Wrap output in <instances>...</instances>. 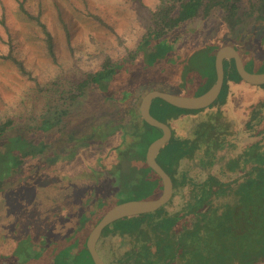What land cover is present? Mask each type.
I'll use <instances>...</instances> for the list:
<instances>
[{"label":"trees","instance_id":"16d2710c","mask_svg":"<svg viewBox=\"0 0 264 264\" xmlns=\"http://www.w3.org/2000/svg\"><path fill=\"white\" fill-rule=\"evenodd\" d=\"M20 8L38 23L44 35L46 49L56 61L53 37L45 23L40 20L39 14H33L22 3ZM217 11L224 12L225 18L230 20L231 24L244 19L264 20V0H158L150 8L144 30L133 49H126L122 56L116 58L104 56L95 70L85 72L78 81L70 82L72 90L75 91L69 98L73 104L87 91L96 89L104 101L119 105L115 111L116 116L111 120L113 127L111 134L119 131L122 142L115 147L118 153L117 162L113 164L108 178L111 181L109 184L112 183L108 187L111 191L110 196L99 189L97 184L64 191L60 197L52 199L56 204L55 212L51 208L46 215L48 218L44 216L43 232L39 234L35 231V223L29 225L24 222L25 224L21 223L18 226L29 229L27 233L29 236L17 237L16 234L13 239L10 238L8 242L14 249L8 254L0 253V264H76L81 254L93 264L85 242L90 230L101 217L114 205L136 199L135 194L139 192L155 190L159 197L162 182L146 164L145 152L148 145L162 132L145 123L140 117L137 103L130 100L135 90L142 87L141 91L146 94L155 89L156 84L159 86L162 84V91L189 96V89L199 86L200 81L205 79L207 87L200 93L202 94L216 79L214 68L216 51L226 45L237 50L248 71L260 72L264 67L262 52L264 34L261 38L255 37L256 42H246L247 39L244 40L240 34L228 42L229 44L220 43L208 50L206 44L189 51L174 49L173 46L182 36L185 25L196 19L205 20ZM89 14L108 28L119 42L122 41L116 30L99 15ZM62 23L71 51L70 33L66 23L63 21ZM257 32L254 31V34L260 35ZM0 57L10 60L22 73L29 74L23 60L13 54L11 47L7 54ZM223 69L224 81L221 92L217 100L206 109H180L159 98L152 102L150 114L166 123L172 132L171 140L156 156V161L173 183V194L168 205L178 197V201L185 205V209L170 213L163 207L153 213L124 218L107 226L99 241L104 239V235L111 228L121 235L135 236L145 229L153 233L151 236L145 234V243L114 259L115 263L171 264L177 259L183 262L182 255H188L189 264H235L239 256L247 259L246 261L264 257V151H259V145L253 143L236 157L224 160L218 153L229 148V140L223 136L224 132L211 130L212 119L215 116L219 119L220 113L211 112L207 119L204 114L205 110L211 109L214 105L216 107L226 105L231 95V84L243 83L256 88H264V85L252 86L241 80L232 59L224 60ZM73 106L78 108L81 105L75 103ZM45 114L46 116H38L34 124L14 123L10 116L0 120V197L3 196L7 202L8 210L12 208L11 189L17 192L16 207L19 210L21 207L30 206L35 211L31 203L34 202L38 190L41 189V193L48 196L46 189L50 186L45 184L55 182L53 177L56 175L40 178L28 174L23 167L24 161L48 150L49 137L45 128L50 118L47 113ZM68 114L69 110L63 109L62 116L57 117L55 123L63 128L65 124L61 119ZM182 117H193L191 120H195L194 123L198 125L199 130H196L193 139L177 136L175 129L171 127L172 125L176 127V123L181 125ZM246 124L243 131L253 130L255 134L254 127L257 123L247 121ZM200 127L203 131L206 129L208 131L202 133ZM18 129L21 130L19 135ZM217 133L220 136H217ZM258 133L260 132L256 134ZM202 145L207 150V157H201L196 165L190 163L180 168L179 162L202 150ZM219 159L223 162V170L231 174L241 173L243 163L247 160L251 164L247 179L243 178L242 174L241 180L232 189L228 181L224 182L215 176L217 171L211 173L212 166L216 165ZM21 176L27 177L17 181ZM232 192L237 197L236 204L226 200L231 197L229 193ZM203 206L206 209L201 212ZM187 209L194 218L190 228L192 231L180 234L184 236L182 240L184 242H181L178 240L180 236L175 235L173 228L179 219L186 215ZM226 215L232 219L231 223H234L235 227L233 226L231 233L219 234L222 225L226 223ZM243 231L247 234H242ZM18 232L21 231L18 229ZM208 236L211 239L205 244L203 239H207ZM188 239L191 243L187 242ZM154 245L157 247L156 251L153 249ZM205 250L208 252L204 253Z\"/></svg>","mask_w":264,"mask_h":264},{"label":"rangeland","instance_id":"374dc122","mask_svg":"<svg viewBox=\"0 0 264 264\" xmlns=\"http://www.w3.org/2000/svg\"><path fill=\"white\" fill-rule=\"evenodd\" d=\"M157 1L0 0V56L7 54L11 47L13 54L23 60L29 71V74L22 73L10 60L0 57V120L10 116L14 123L34 124L38 116H46L45 113H47L50 118L45 128L46 135L49 137L48 150L46 149V152L37 157L24 161L23 167L29 172L28 174H34L40 178L56 175L55 178L53 177L54 184H45L50 186L49 189L48 187L46 189L48 196L43 195L41 189L38 190L34 202L31 203L35 207V211L30 206L21 207L20 210L16 207L18 197L14 189L10 191L12 208L9 210L3 196L0 197L1 254L13 251L14 248L8 240L13 239L16 234L17 237L29 236L27 234L29 229L24 226L18 228L21 223L25 224L24 222H26L29 225L35 223V231L39 234L43 232L44 216L51 208L55 212L56 204L52 199H57L64 191L97 184L99 189L110 196L111 191L108 187L112 183L109 184L111 181L108 178L113 164L115 165L117 162L118 153H116L115 147L122 142V138H119V131L116 130L114 134H111L113 128L111 120L116 116L115 111L119 105L115 106L116 104L104 101L99 91L93 89L87 91L75 102L81 105L76 108L73 106L75 103L73 104L69 99L70 95L75 92L72 90L70 82L78 81L85 72L95 70L104 56L116 58L122 56L126 49H133L144 30L150 8ZM20 3L33 14H39L40 20L49 29L55 44L56 61L51 58L46 49L42 29L33 18L25 14L20 8ZM89 13L99 15L111 25L122 41L119 42L108 28L98 23ZM62 21L66 23L70 33L71 51ZM254 31H258L257 33L260 35H255ZM240 34L243 35L244 40L247 39L246 42H256L255 37L261 38V35L264 34V20L244 19L231 24L230 20L225 18L224 12L217 11L205 20L196 19L185 25L182 36L173 47L177 50L189 51L206 44V50H208L220 43L222 45L229 44L228 42ZM262 42L264 44V38H262ZM263 50L262 52H264ZM257 56H259L258 51ZM206 71L209 72L208 69ZM260 72H264V67ZM200 83L199 86L189 89V96H197L207 87L205 79ZM161 85L156 84V88L152 90L162 91L163 86ZM141 90H143L142 87L137 88L130 97L131 101L137 103V109L141 98L145 95ZM65 108L69 110V114L61 119V122L65 124L61 128L55 123V120L62 116L61 111ZM262 108H264V88L250 87L240 83L231 84V95L226 105L222 107L214 105L211 109L204 111L206 119L211 112L218 111L220 113L219 119L216 116L212 119L211 126L213 128L211 130L224 132L223 136L228 138L230 146L219 152V156L224 160L232 159L253 143L259 145V151H264V109ZM260 110L263 111L260 112ZM192 118L182 117L181 125L176 123V127L175 125L171 126L175 129L177 136L188 139H193L196 136V130L199 129L198 125L194 123L195 120H191ZM247 121L257 123L254 127L255 134H253V130L243 131V128L247 126ZM200 131L204 133L208 129L203 131V128L200 127ZM236 131L238 132L236 133ZM19 132H21L20 129L17 130L18 135ZM257 132L260 133L256 134ZM217 136L220 135L217 133ZM201 148L202 150L200 149L197 153L180 161V168L190 163L196 165L201 157H207L205 146L202 145ZM250 165L246 160L241 168L242 171L240 170L241 173L231 174V172L223 170V162L219 159L216 165L212 166L211 173L217 171L215 176L224 182L228 181L233 189L236 183L241 180L242 174L243 178L247 179ZM26 177H18L17 181ZM229 195L231 197L226 200L236 204L235 194L232 192ZM157 197L155 190L135 194L137 200H151ZM215 202L216 200H214ZM169 203L163 207L170 213L185 209V205L178 201V197H175L170 205H168ZM205 209L203 206L200 211L204 212ZM185 213L186 215L180 218L173 228L175 235L180 236L182 233L192 231L190 228L194 219L193 215L188 212V209L185 210ZM47 218L48 216H46ZM231 221L232 219L226 215V223L222 225L219 234L232 232L231 229L235 225ZM18 229L21 232H18ZM200 232L203 233V231ZM145 234L151 236L153 233L145 229L135 236L121 235L111 228L104 235V239L98 240L97 251L104 264H125L115 263L114 259L122 257L132 248L145 243ZM242 234L247 233L243 231ZM45 236L47 235L45 234ZM183 237L181 235L178 240L184 242L182 241ZM208 239L210 241L211 238L208 236L207 239H203V242L206 244ZM187 242L191 243L190 239ZM153 243L155 244L156 241L154 240ZM218 246L220 247V245ZM153 249L156 251V245ZM207 252L208 250L204 251V253ZM238 255L240 254L238 253ZM182 257L184 258L183 262L179 261L181 259H177L171 264H189L190 256L182 255ZM246 260L239 256L235 264H264V257L252 258L251 261ZM76 264H91V262L81 254Z\"/></svg>","mask_w":264,"mask_h":264},{"label":"water","instance_id":"95a60500","mask_svg":"<svg viewBox=\"0 0 264 264\" xmlns=\"http://www.w3.org/2000/svg\"><path fill=\"white\" fill-rule=\"evenodd\" d=\"M226 59H232L237 74L245 83L252 86L264 85V72H250L242 62V59L233 46L220 47L214 57V68L216 79L213 84L202 94L197 96L177 95L174 93L150 90L140 100L139 114L142 120L161 130V135L153 140L147 147L145 152V161L150 169H152L161 179L162 192L159 197L151 200H128L118 203L111 207L101 219L90 230L85 246L91 257L93 264H104L103 259L97 251V242L103 230L110 224L132 216H138L158 211L167 204L173 194V183L170 176L156 161V156L160 150L169 142L171 138L170 127L156 119L150 114V106L152 102L159 98L164 102L180 109L186 110H202L210 107L218 98L224 81L223 62Z\"/></svg>","mask_w":264,"mask_h":264}]
</instances>
